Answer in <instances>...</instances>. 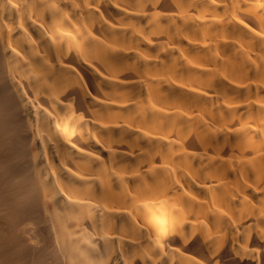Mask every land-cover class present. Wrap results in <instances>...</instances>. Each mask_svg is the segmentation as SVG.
I'll return each mask as SVG.
<instances>
[{
    "label": "bare ground",
    "instance_id": "obj_1",
    "mask_svg": "<svg viewBox=\"0 0 264 264\" xmlns=\"http://www.w3.org/2000/svg\"><path fill=\"white\" fill-rule=\"evenodd\" d=\"M0 264H264V0H0Z\"/></svg>",
    "mask_w": 264,
    "mask_h": 264
}]
</instances>
